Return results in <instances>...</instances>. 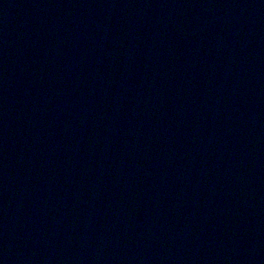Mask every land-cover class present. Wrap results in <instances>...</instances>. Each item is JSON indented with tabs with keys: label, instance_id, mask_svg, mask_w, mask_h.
<instances>
[{
	"label": "water",
	"instance_id": "95a60500",
	"mask_svg": "<svg viewBox=\"0 0 264 264\" xmlns=\"http://www.w3.org/2000/svg\"><path fill=\"white\" fill-rule=\"evenodd\" d=\"M0 264H264V0H0Z\"/></svg>",
	"mask_w": 264,
	"mask_h": 264
}]
</instances>
